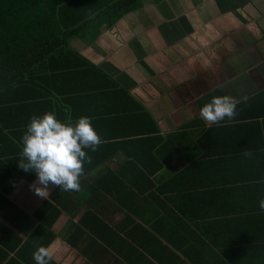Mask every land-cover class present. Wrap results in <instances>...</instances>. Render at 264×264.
Segmentation results:
<instances>
[{"label": "crops", "instance_id": "0c3cea01", "mask_svg": "<svg viewBox=\"0 0 264 264\" xmlns=\"http://www.w3.org/2000/svg\"><path fill=\"white\" fill-rule=\"evenodd\" d=\"M69 46L44 65L51 90L28 88V125L88 117L104 143L80 191L0 189V264L41 246L49 264H264V0H145ZM222 95L236 116L209 124Z\"/></svg>", "mask_w": 264, "mask_h": 264}, {"label": "trees", "instance_id": "16d2710c", "mask_svg": "<svg viewBox=\"0 0 264 264\" xmlns=\"http://www.w3.org/2000/svg\"><path fill=\"white\" fill-rule=\"evenodd\" d=\"M144 3L145 0H0V189L15 187L22 180L34 181L35 174L29 179L17 165L23 159L21 141L28 127V88L37 97H41V89L51 90L48 83L42 82L47 59L62 52L65 57L67 53L74 56L69 52L70 40L80 37L92 42L105 26L114 28ZM6 109L15 111L9 123L4 122Z\"/></svg>", "mask_w": 264, "mask_h": 264}, {"label": "clouds", "instance_id": "9594fccd", "mask_svg": "<svg viewBox=\"0 0 264 264\" xmlns=\"http://www.w3.org/2000/svg\"><path fill=\"white\" fill-rule=\"evenodd\" d=\"M237 101L228 95L214 96L200 108L199 115L209 124H219L236 116ZM22 157L17 165L25 172L35 173L37 181L30 185L35 195L45 199L51 183L60 191H80V177L84 174L85 162L91 157L85 151L95 152L104 143L95 131L88 117H80L75 122L69 115L65 121L57 119L55 113L48 112L42 117L33 116L22 137ZM251 157V152H245ZM264 212V197L258 200ZM36 264H49L52 254L41 246L33 253Z\"/></svg>", "mask_w": 264, "mask_h": 264}]
</instances>
